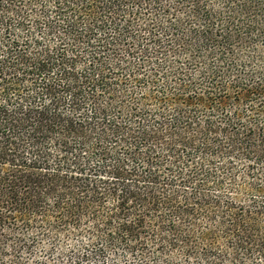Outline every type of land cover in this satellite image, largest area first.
Instances as JSON below:
<instances>
[{
  "label": "trees",
  "instance_id": "trees-1",
  "mask_svg": "<svg viewBox=\"0 0 264 264\" xmlns=\"http://www.w3.org/2000/svg\"><path fill=\"white\" fill-rule=\"evenodd\" d=\"M0 264H264V0H0Z\"/></svg>",
  "mask_w": 264,
  "mask_h": 264
}]
</instances>
